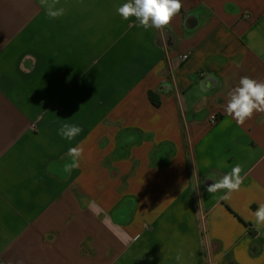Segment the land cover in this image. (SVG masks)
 I'll use <instances>...</instances> for the list:
<instances>
[{
    "label": "crops",
    "instance_id": "0c3cea01",
    "mask_svg": "<svg viewBox=\"0 0 264 264\" xmlns=\"http://www.w3.org/2000/svg\"><path fill=\"white\" fill-rule=\"evenodd\" d=\"M125 2L0 0V264H264V113L224 111L264 81V0H181L163 32ZM236 164L240 190L209 193Z\"/></svg>",
    "mask_w": 264,
    "mask_h": 264
},
{
    "label": "clouds",
    "instance_id": "9594fccd",
    "mask_svg": "<svg viewBox=\"0 0 264 264\" xmlns=\"http://www.w3.org/2000/svg\"><path fill=\"white\" fill-rule=\"evenodd\" d=\"M39 4L45 9L49 19H57L65 14L64 7H57L60 0H39ZM183 4L181 0H127L118 6L116 11L124 19L134 18L138 26L145 30L154 28L160 32L170 28L172 20L179 15ZM227 104L224 111L231 116L239 125L243 126L246 121L252 119L256 113H264V81H259L249 76L240 78L238 85L228 91ZM83 129L77 124H62L57 130L58 135L71 142L82 133ZM84 149L82 145L70 147L67 156L70 158L64 163L62 171H57L55 163L50 164L48 172L51 175H59L65 179L71 172L80 166ZM207 163V162H206ZM243 165L236 164L231 171L219 180L207 186L209 193L226 190L228 195L239 191L246 179L242 175ZM38 182V181H36ZM224 198H228L227 196ZM253 226L259 232L264 229V203L251 213ZM182 253L175 257L182 264Z\"/></svg>",
    "mask_w": 264,
    "mask_h": 264
},
{
    "label": "built area",
    "instance_id": "2783aa9c",
    "mask_svg": "<svg viewBox=\"0 0 264 264\" xmlns=\"http://www.w3.org/2000/svg\"><path fill=\"white\" fill-rule=\"evenodd\" d=\"M181 59L182 60H185L186 59V56H182ZM210 120H211L212 123H215V121H216L215 117H211Z\"/></svg>",
    "mask_w": 264,
    "mask_h": 264
},
{
    "label": "trees",
    "instance_id": "16d2710c",
    "mask_svg": "<svg viewBox=\"0 0 264 264\" xmlns=\"http://www.w3.org/2000/svg\"><path fill=\"white\" fill-rule=\"evenodd\" d=\"M149 100L152 102V103H155L154 102V96L152 94H149Z\"/></svg>",
    "mask_w": 264,
    "mask_h": 264
}]
</instances>
